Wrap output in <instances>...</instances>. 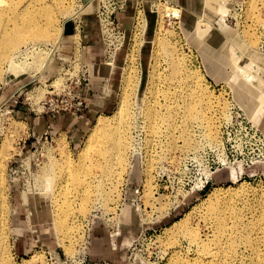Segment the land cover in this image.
Masks as SVG:
<instances>
[{
    "label": "rangeland",
    "instance_id": "374dc122",
    "mask_svg": "<svg viewBox=\"0 0 264 264\" xmlns=\"http://www.w3.org/2000/svg\"><path fill=\"white\" fill-rule=\"evenodd\" d=\"M47 2H52L53 8L61 7L55 0ZM62 2V11L70 10L69 15L79 11L81 16L73 15L64 23L69 16L60 15L64 30L67 23L78 25L86 16L98 19L101 0L96 10V0ZM8 5L9 0H0L1 7ZM167 6L180 8V19H165ZM132 11L134 24L129 34L126 30L125 62L113 93L114 107L97 115L79 141L63 134L66 140L57 148L60 134H42L37 129L43 128L38 121L45 115L84 117L53 113L49 106L44 109L41 101L51 98L54 90L67 95L61 97L65 105H72L74 94L80 93L89 97L92 106V57L82 44L79 32L83 28L78 27L77 35L70 36L75 41L71 55L64 45L72 38L64 34L40 79L34 78L33 71L22 69V63L10 71L8 63L0 77V150L5 145L11 156L2 173L8 206L0 213V242L5 247L4 257L13 263L200 264L202 260L207 264L208 255L202 250L201 259L190 233L194 229L207 237L209 228L203 215L211 200L229 209V220L240 217L246 224L260 226L262 230L252 237L261 242L264 238V0H128L119 17ZM205 33L209 35L203 36ZM159 35L194 73L198 82L193 86L202 93V104L210 101L213 105L214 110L200 111V119H196L216 122L213 138H204L206 124L202 127L198 122H190L189 130L183 131L185 118L178 112L169 118L170 129L150 124L148 107L163 109L168 103V97H151L159 79L170 71L166 51L157 49ZM47 45V55L40 51L45 56L44 65L54 48ZM119 51L107 63L103 41L109 74L116 68ZM245 55L254 56L261 64L255 70V87L235 66ZM83 65L89 66L86 69ZM32 77L33 85L27 91L18 89L19 94L25 92L13 97L16 87ZM83 77L90 79L87 87L77 82ZM127 78L131 81L128 109L119 115ZM58 79L61 82L54 85ZM199 100L188 97L176 104L199 105ZM166 113L164 109L159 114ZM101 116L111 121L112 138L106 140L103 135L96 141L105 143L94 149L101 154L97 162L82 149ZM155 128L159 132L153 131ZM119 138L131 142L118 155ZM186 145H190L188 150ZM49 155L59 162L69 159L60 170L62 174L78 172V180L61 177L55 181L56 169H50ZM99 163L101 170L93 167ZM85 195L91 202L82 212ZM55 202L74 207L61 233L55 221ZM260 249V260L253 259L243 246L242 255L226 263L264 264V242Z\"/></svg>",
    "mask_w": 264,
    "mask_h": 264
},
{
    "label": "bare ground",
    "instance_id": "6f19581e",
    "mask_svg": "<svg viewBox=\"0 0 264 264\" xmlns=\"http://www.w3.org/2000/svg\"><path fill=\"white\" fill-rule=\"evenodd\" d=\"M47 1L51 0H9L8 6H0V77L7 71L6 66L8 67V63H10L8 71H10L13 67L20 66L19 63H22L21 68L33 71L34 78L36 79H40L41 76H44L45 71L51 65L53 54L61 46L65 32L63 24L60 27L59 17L60 15H67L70 10L62 11L63 0H55L57 4H60L61 7H59L61 10L53 8V3H48ZM98 1L99 0H96L95 10L98 9ZM168 7L169 6H167V8ZM164 10L165 19L169 17L170 19H180V8L174 6L173 8L169 7L168 9ZM78 13L79 11L75 12L73 15L78 16ZM73 15L68 14L69 17H67L63 22L65 23V21H67L68 18L72 17ZM79 18H81V16ZM77 33L78 31H76L72 36L75 37ZM207 35L209 34H203V36L205 37ZM47 44H50L54 48L53 52L49 55L48 61L44 65L45 56H43V53H46V55L47 53H49V51L46 50L48 49ZM156 45L157 49L166 51V54L171 61L169 65V73L167 75H164V79H159L160 84L157 83V87L152 91L151 97H168V103L165 104V107L163 109L159 108L160 110L153 105L148 107L147 112L150 124L156 125L158 123L159 126L164 125L168 129H170L172 123L171 121H169V118L171 114L173 115L175 112H178L181 115L183 114V117L185 118L183 121V131L189 130L190 122H198L202 127L206 124V131L203 133L204 138H213V134L216 133V122L214 120L211 123H206L203 120L202 122L196 121V119L199 118L198 112L202 111L203 114H205L206 110H214V107L210 101L205 105L204 103L202 104V99L200 98L202 97V93L200 91H197V89H195V87L193 86V83L197 84L198 82L195 79L194 73L190 72L188 65L184 62V58H182L180 55L177 56L176 50L165 38L159 35ZM23 46H25V49H22ZM44 46H46L47 48ZM40 51H42L43 53L41 54ZM31 57H33V62H29V58ZM245 57L246 58L244 60L235 61V66L238 72L243 73L244 77L247 78L249 83L253 87H255L257 80L255 70L257 67H260L261 64L258 65L257 58H254V56L245 55ZM14 59H16V63L13 61ZM59 81L60 79L55 80L54 85L59 84ZM125 82L126 84L124 94L120 100L118 108L119 115L127 111L130 99L128 91L131 81L129 80V78H127ZM161 84L162 87H160ZM188 97H192L195 100L200 99L199 105H189L186 103L185 106H179L176 104V101L178 99H184L186 101V98ZM206 98L210 100V97ZM224 108L225 107H223V109ZM164 109L167 110V113L164 115L159 114ZM129 124L131 123L129 122ZM111 126L112 123L109 119H105L104 116L99 117L96 124L94 125L93 130L88 136L85 147L82 149L85 155L93 157V159L97 162L99 161V156H101V154L95 153L94 149L96 147L104 146L105 143L98 144L96 143V141L103 135L106 136V140H111ZM153 131L159 132L158 128L153 129ZM64 140H66L64 135L58 138L57 148H59V144ZM130 142L131 141L129 138H119L116 141L117 154L119 155L120 150L127 147ZM186 146V150H188L190 145ZM10 157V153L5 149V145H3L0 150L1 214L2 211H4L5 208L7 209L8 206L6 202L7 195L5 194L6 189H4L3 186L4 179L2 177V173L3 169H5L4 166L6 162H8ZM49 157V163H51L52 166V168L50 169H56L54 171V178H56L55 181H59L61 177H71L75 180H78V172L71 171L69 174H62L60 170L61 165L68 164V162L70 161L69 159L59 162L57 160H53L50 155ZM93 167L98 170H101L102 168L100 163L96 164ZM89 198L90 197L88 195L82 197L80 204L82 210L80 211H86L88 203L91 202ZM54 206L56 218L55 221L59 232L61 233V230L63 231L64 229L65 222L69 217L73 216L74 211L72 209H74V207L71 204L61 205L57 204V202H55ZM228 211V208H224L220 204L214 203L213 200H211L210 206L208 207L206 213L203 215L205 224L209 228V232L206 234L207 237H201L202 235L200 236L198 230L194 229L190 233L191 240L198 244L201 253V259L203 250V252L206 253L210 259L207 264H227L226 261L228 259H238L242 255L240 249L245 246L250 250V255L253 257V259L260 260V247L264 242V238L261 242L260 239L252 237V234L255 231L262 230V228L260 226H253L251 222L249 224H246L240 217L234 221H231L228 218V215H230ZM184 225L188 226L186 223ZM3 245L4 244L0 242V264H16L4 257L5 247ZM212 245H214L215 248H212ZM200 264H202V260L200 261Z\"/></svg>",
    "mask_w": 264,
    "mask_h": 264
},
{
    "label": "crops",
    "instance_id": "0c3cea01",
    "mask_svg": "<svg viewBox=\"0 0 264 264\" xmlns=\"http://www.w3.org/2000/svg\"><path fill=\"white\" fill-rule=\"evenodd\" d=\"M119 23L129 34L134 24V12L132 11L121 15L119 17ZM79 34L82 38V44L85 45L84 49H87L86 51L89 52L90 57H92V63L90 65L94 77L92 93H90L92 106L80 120L73 119L69 115L42 116L38 122L43 125V128L39 129L38 127L37 129V132L41 131L42 134H60V136L67 134L74 142L80 140V137L85 133L88 126L97 115L113 109L115 103L113 98L116 96L113 93H115L120 83L121 75L119 70L125 62L124 54L126 52L125 48H122L118 52L115 65L116 68L109 74L108 67L104 63L103 41L98 19L93 16H86L83 20V30L80 31ZM68 38H72V40L67 41L64 48H66V52L71 55L73 43L75 41H73L74 37L69 36Z\"/></svg>",
    "mask_w": 264,
    "mask_h": 264
},
{
    "label": "built area",
    "instance_id": "2783aa9c",
    "mask_svg": "<svg viewBox=\"0 0 264 264\" xmlns=\"http://www.w3.org/2000/svg\"><path fill=\"white\" fill-rule=\"evenodd\" d=\"M127 3L128 0H101V7L96 14L103 36L105 53L109 59L107 63L113 61L116 57V52L121 50L125 45L126 30L119 25L118 17L126 10ZM82 23L83 22L80 20L79 24L75 25V32L78 31V27H81V29L83 28ZM69 66L71 65L69 64ZM88 66L89 65H83V67L86 69L88 68ZM32 81L33 77L28 82H22L16 87V91L14 94H12V96L15 97L17 95V97H20L25 91L29 89L31 85H33L34 82ZM77 82L79 85L82 86L83 84H85L84 87H87V85H89L90 79L87 77H83L80 78ZM20 88H25V91L21 94L17 93L18 89ZM50 97L51 98H49L48 100L45 99L41 101V104L44 109L47 108V106L53 107V113H67L79 119L82 118L85 115L84 112L90 108V101L88 99L89 97H87V95L83 96L80 93L74 94L73 97L75 102L72 105H65V100L61 99V97H67V95L59 93L56 90L51 92Z\"/></svg>",
    "mask_w": 264,
    "mask_h": 264
},
{
    "label": "water",
    "instance_id": "95a60500",
    "mask_svg": "<svg viewBox=\"0 0 264 264\" xmlns=\"http://www.w3.org/2000/svg\"><path fill=\"white\" fill-rule=\"evenodd\" d=\"M65 28H66L64 32L65 35L71 36L75 33V25L73 22L67 23Z\"/></svg>",
    "mask_w": 264,
    "mask_h": 264
}]
</instances>
